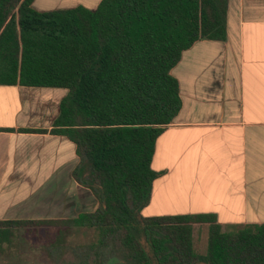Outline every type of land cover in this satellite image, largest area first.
Here are the masks:
<instances>
[{
  "label": "trees",
  "instance_id": "obj_1",
  "mask_svg": "<svg viewBox=\"0 0 264 264\" xmlns=\"http://www.w3.org/2000/svg\"><path fill=\"white\" fill-rule=\"evenodd\" d=\"M33 3L0 0V85L68 90L50 132L76 144L74 179L99 208L0 222V235L59 228L52 264H264V224L225 233L214 216L142 215L161 175L156 142L183 107L172 70L198 41L227 40L229 0H102L44 13ZM199 224L210 227L205 255L194 248ZM76 229L96 230L98 241L67 242Z\"/></svg>",
  "mask_w": 264,
  "mask_h": 264
},
{
  "label": "crops",
  "instance_id": "obj_2",
  "mask_svg": "<svg viewBox=\"0 0 264 264\" xmlns=\"http://www.w3.org/2000/svg\"><path fill=\"white\" fill-rule=\"evenodd\" d=\"M54 2L32 7L76 8ZM227 31L226 41L195 43L172 70L183 107L156 142L152 167L161 175L144 217L214 216L225 233L264 224V0H229ZM67 95L0 85V222L98 210L92 190L74 179L76 144L50 132ZM209 228L194 226L195 246L196 232Z\"/></svg>",
  "mask_w": 264,
  "mask_h": 264
},
{
  "label": "rangeland",
  "instance_id": "obj_3",
  "mask_svg": "<svg viewBox=\"0 0 264 264\" xmlns=\"http://www.w3.org/2000/svg\"><path fill=\"white\" fill-rule=\"evenodd\" d=\"M101 0H55L56 5L83 6L88 9L97 7ZM59 228L41 227L23 229L14 234L0 235V264H52L46 252L56 241ZM195 251L200 255L208 252L209 233L204 230L196 232ZM199 237V238H198ZM98 232L92 229H76L68 234L67 242L83 245L97 242Z\"/></svg>",
  "mask_w": 264,
  "mask_h": 264
}]
</instances>
